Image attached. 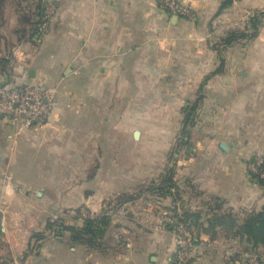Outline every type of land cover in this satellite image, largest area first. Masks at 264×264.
<instances>
[{
  "label": "crops",
  "instance_id": "0c3cea01",
  "mask_svg": "<svg viewBox=\"0 0 264 264\" xmlns=\"http://www.w3.org/2000/svg\"><path fill=\"white\" fill-rule=\"evenodd\" d=\"M178 2L189 17L169 16L158 0H53L37 47L18 41L16 6L10 37L2 24L0 55L10 64L0 86L39 84L55 92L57 104L42 128L18 136L0 131L11 166L26 176L9 174L7 184L1 173L0 264H171L174 237L155 227L166 211L179 216L178 199L141 190L163 176L183 109L200 94L196 157L180 163L175 179L198 192L196 206L186 207L200 212V227L215 215L241 223L262 211L264 186L249 179L247 163L264 156V0ZM254 27L253 37L218 56L216 45L228 34L249 36ZM222 59L224 72L205 81ZM5 198L24 203L22 211L4 208ZM105 201L111 222L96 246L74 243L66 231L29 246L58 209L84 206L98 214ZM217 232L229 231L219 226L210 234Z\"/></svg>",
  "mask_w": 264,
  "mask_h": 264
},
{
  "label": "rangeland",
  "instance_id": "374dc122",
  "mask_svg": "<svg viewBox=\"0 0 264 264\" xmlns=\"http://www.w3.org/2000/svg\"><path fill=\"white\" fill-rule=\"evenodd\" d=\"M14 3L20 4L19 10L22 13V15H23V13L24 14L27 13L26 12L27 8H28V11L31 10V8H32V13L28 12V18H29L28 22H25L27 17L26 16L24 17V15H23L24 20H22V22H20L16 26V28L13 30L12 26H10V18L12 16H14V14H15L14 13V9H15ZM52 4H53V0H5L3 19L5 21L4 23L6 24V26L4 28V31L2 30V32L4 33V35H7L10 37V33H11L10 31L13 30L15 32L17 30L19 37H24V38H22L23 44L30 43V42H28V39L26 36H21V30L23 29L26 32L27 30L29 31L30 29H35L36 25L40 22L42 12H43V16H44V9H45L46 5H52ZM31 26H32V28H31ZM38 37H39L38 34L34 33L33 40H35V41L32 40L31 44L35 47H37L41 41V40H38ZM17 38H18V35H17ZM36 40L39 42H37ZM4 47L5 46H2V49H4ZM216 47H217V51H218V56L224 57L225 56L224 50L227 49L228 47L223 46L221 43H218L216 45ZM218 62H219V59H218ZM197 99H199V106H198L197 110L195 111V113L193 115H191V116H193V124H192V126L188 125L186 127V130H183L184 118H185L184 114L188 113V110L191 107V104L186 105L183 109V119L179 123V125H180L179 131H178L177 135L175 136L174 140H172V143H171V141L169 142L170 146H169L168 152L163 155L164 156V158H163L164 163L166 165H168V167H166V169H164L162 172L163 176L161 178L157 179L156 183L152 182L149 186H147V188L143 187L141 190V191H143V190L147 191L149 189H152V191L153 190L156 191L155 193L158 195H162V196L166 195L170 198L178 199L177 202H178V206L180 207V214L177 212L178 208H176V212L179 215L178 218H182V219L184 218V213H187L190 210H192V208H187L186 206L193 207V206H196L195 203H197V201H195V199H196V194L198 192H196L194 190L195 188H191L189 186H186L188 188V189H186L185 186L181 187L178 184L180 186L179 187V186H176V183H175L176 174H179L177 172V169L180 167V163H184V162L189 163L196 157L195 156V153H196L195 152V149H196L195 142L197 140L196 132H197V129L200 127V124H201V116H200L198 109L200 108V102L202 100V95L200 94L199 96H197ZM248 107L250 108L251 106H248ZM225 111H226V109H225ZM236 114L238 115V113H236ZM260 114H261V116L263 115L262 112H260ZM224 115L226 117H230V118L232 117V114H226L225 112H224ZM241 116L242 117H235V118L240 119V118L245 117L243 115H241ZM253 116H254V114L252 115V117ZM2 130L5 134L13 135L16 131V128L11 123H3L2 124L0 122V131H2ZM182 131H185L186 133H183ZM8 142H10V141L8 140ZM8 142H7V144H8ZM10 152H11L10 150L9 151L7 150L6 144L4 142H2L0 139V177H1V173L4 172V173H8V175L12 174L15 178L21 177L24 179V181H26V179H25L26 176L24 174H22L21 171L14 168V166H11V162H10L11 153ZM119 156L122 157L123 155H119ZM156 157L158 158V157H160V155H156ZM249 160H250V158H249ZM87 169H88V171H87ZM87 169H86V173L90 174L92 172L91 170H93L94 168H93V166L90 165V166H88ZM34 171H36V170H34ZM72 173H73V171H72ZM247 175L252 182L257 183V184L260 183V180H257L252 175H250L248 169H247ZM168 178L172 179L171 183L169 181H167ZM34 182H33V184L37 187L40 186L39 184H43V183H41L42 181H40V182L36 181V183H34ZM172 183L174 186H171ZM53 190H55V187H53ZM55 195H57L56 191H55L54 196ZM5 199L8 202H6V204H4V208L10 210L11 212L22 211L24 203L21 204L19 202H15L14 200L10 201V199H8V198H5ZM34 199H35V201H37L35 197H34ZM190 203H192L191 206L188 205ZM29 204H31V203H29ZM104 204L106 205V206L104 205V210H102L101 212H98L97 215H99L101 213H108L109 212L108 210H110V207H111L110 201L109 202L105 201ZM31 205H33V204H31ZM31 205H30V207H31ZM4 208H3V210H4ZM34 208L37 209L36 206ZM24 209H25V207H24ZM30 209H33V208L31 207ZM81 210L86 211L88 214H90V216H91V213L94 215L96 214V213L92 212L91 210H89L88 208L87 209L84 208V206H80V207L73 208V209L72 208H68V209L60 208L55 212L57 218L54 219V217H51L48 219V221L50 223H54L57 225H82L84 223V220H86V218L81 216V214H80ZM174 213H175L174 209L172 211H170V210L168 212L166 211V213L163 214L164 220L157 223L156 225H161V223H164L168 218H169V220H176L175 218H173ZM90 216L87 219H90L91 218ZM187 220H189V219H187ZM57 227H61V226H57ZM56 229H57L56 231L59 230L58 228H56ZM166 231H168L171 236L173 235V233H171L170 230H166ZM194 231L196 232V230H194ZM35 233H37V232H35ZM38 233H40V232H38ZM223 233L224 232H219V234H218V232H217L214 235H211V234L207 235L208 240L206 239L204 241H202V237L204 235L201 234L198 236L199 237L198 242L196 243L198 250H197V254H196L195 259L197 257L199 259L196 260V263L199 262L200 259L204 257L202 259V261H206V262L203 264H264V246L253 250L251 244L247 243L246 241H240L238 238H235L233 236V233H230V232H228L227 234H223ZM222 236H228L230 238V240H232V241L236 240L237 243H234L235 245H233L232 242H230V244L229 243L224 244L221 242L217 243L216 238H218V237L220 238ZM43 241H44V239H37L36 240L32 234L31 239L29 241V246L33 248L34 246H37L39 242L43 243ZM235 246H237V247H235ZM175 250H176V246H175ZM252 255L257 256L256 263L251 261Z\"/></svg>",
  "mask_w": 264,
  "mask_h": 264
},
{
  "label": "built area",
  "instance_id": "2783aa9c",
  "mask_svg": "<svg viewBox=\"0 0 264 264\" xmlns=\"http://www.w3.org/2000/svg\"><path fill=\"white\" fill-rule=\"evenodd\" d=\"M158 4L169 16L186 18L191 15L190 9L181 5L178 0H158ZM54 11L53 4L46 5L43 23L39 25L38 40L44 36L46 23ZM56 104L55 92L39 84L23 83L0 86V120L15 126L14 136L48 125L54 115ZM263 165L264 157L260 154L254 155L247 163L250 175L257 180L264 179ZM4 179L7 184H10V175H4ZM80 214L84 218L90 216L84 210H81ZM96 216L97 214L91 213L90 217ZM55 218L57 217L55 216ZM155 229L157 231L170 230L173 233L176 250L171 264H191L194 261L198 247L187 224L180 219L169 220L168 218L161 225H157ZM256 259L257 256H251L252 262L256 263Z\"/></svg>",
  "mask_w": 264,
  "mask_h": 264
},
{
  "label": "trees",
  "instance_id": "16d2710c",
  "mask_svg": "<svg viewBox=\"0 0 264 264\" xmlns=\"http://www.w3.org/2000/svg\"><path fill=\"white\" fill-rule=\"evenodd\" d=\"M14 4L18 8L17 12L19 14V23L22 22V20H24L25 16L27 17L25 22H28L29 19L28 15L23 13L24 15L23 17L22 13L19 10L20 4L19 3H14ZM4 7H5V0H0V27L4 23V19H3ZM43 17L44 16L42 12L40 22L36 25L35 29H30L29 31L27 30L26 32L23 29L21 30V36H26L28 42H31L33 40L34 33L36 34L39 33L40 30L39 25L43 23ZM14 33L19 37L17 30ZM255 33H256V27H254V32L251 33L249 36H247L244 33L233 32L228 34L221 41V44L224 46H231L241 39H245L247 37L248 38L253 37ZM22 38L24 37H19L18 40L22 41ZM9 64H10V59L0 55V72H4ZM223 72H224V61L222 59L220 61L219 66L205 78V81L213 78L214 76L220 75ZM198 106H199V99H197L193 104H191L188 113L184 114L185 118H184L183 130H186V127L188 125L192 126L193 116L191 115L195 113ZM182 132L186 133L185 131ZM262 168L264 170V165ZM167 181L171 183L172 179L168 178ZM259 184L261 186H264V179H261ZM171 186H174L173 183L171 184ZM173 218L180 219L183 223L187 224L195 243L198 242L199 235L201 234L208 235L210 234L211 231H214L217 227L225 226L230 233H233V236L235 238H238L240 241H246L247 243L251 244L253 250L264 246V208L262 209L261 212L250 213L247 216V218L244 219L241 223H237L236 219L231 214L224 216L215 215L206 220L207 223L206 227H203V225H201L200 227V223H199L201 219L200 212L184 213L183 219L178 218V216H173ZM110 222H111V218L107 213H101L96 217L90 219L86 218V220H84V223L82 225H57L54 223H50L48 221L44 232L33 233V237H35L36 240L45 239L47 236L52 234H54L55 236H61L60 232L66 231L70 234V238L72 242L82 244L90 248L96 246L98 239H101L104 236V233L107 227L110 225ZM57 226H61V227H57ZM56 228H58L59 230L56 231L57 230ZM194 230H196V232Z\"/></svg>",
  "mask_w": 264,
  "mask_h": 264
},
{
  "label": "water",
  "instance_id": "95a60500",
  "mask_svg": "<svg viewBox=\"0 0 264 264\" xmlns=\"http://www.w3.org/2000/svg\"><path fill=\"white\" fill-rule=\"evenodd\" d=\"M29 76L32 77V76H33V73L30 72V73H29ZM137 137H138V132H135V138H137ZM221 147H222L223 149H226V147H225L224 145H221Z\"/></svg>",
  "mask_w": 264,
  "mask_h": 264
}]
</instances>
